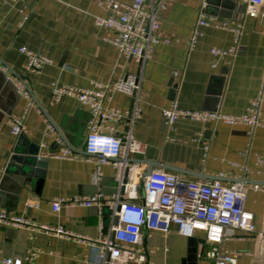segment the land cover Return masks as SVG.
I'll return each mask as SVG.
<instances>
[{"label": "crops", "instance_id": "obj_1", "mask_svg": "<svg viewBox=\"0 0 264 264\" xmlns=\"http://www.w3.org/2000/svg\"><path fill=\"white\" fill-rule=\"evenodd\" d=\"M118 1L132 3L134 0ZM159 1L154 0L155 4ZM203 1L175 0L168 5L160 14V25L161 33L171 43L157 46L153 59L144 66L120 56L104 41L113 33L95 25L94 17L108 16L96 0H26L0 5V59L26 80L56 125L78 127L85 134L83 140L74 141L81 151L77 153L78 159L52 157L64 145L33 99L34 104L30 106L20 94L21 81L0 63V210L26 217L38 225H62L86 239L83 242L66 240L41 230L0 225V259H22L23 264H98V249L87 240L106 236L115 225L110 210L104 207L64 205L58 213L52 210L55 199L91 197L97 193L111 197L117 192V172L112 160L101 166L102 177L95 184L93 174L102 157L83 153L91 118L89 108L71 97L52 103L54 82L89 88L93 83L115 82L127 74L141 75L139 105L143 113L132 132L147 149L143 156L130 159L142 161L145 173L149 163H156L160 167L154 171L175 174L190 183L219 180L225 186H232L244 180L242 184L248 189L244 207L254 214L256 228L261 229L264 191L253 188L264 187V169L256 164V156L264 155V128L188 120H179L170 128L164 125L162 110L171 103L177 102L181 109L210 111L218 104L220 92L218 111L242 115L263 91L264 118V22L245 16L246 0H205L209 16L244 23L240 53L233 65L227 67L221 63L213 69L216 59L211 50L230 48L233 35L229 31L206 28L197 47L190 49L189 41ZM23 7L24 14L20 12ZM21 47L50 58L53 64L38 74L28 75L27 57L20 53ZM220 77L226 79L225 83ZM131 105L132 98L122 94H114L105 102V106L125 113H129ZM26 112L25 133L16 137L11 134L8 120ZM111 126L112 134L118 136L130 130L127 118ZM21 136L40 147L41 157L48 159L46 168L42 169L41 184L23 185L6 174ZM244 166L250 170L245 175ZM140 194L143 197V188ZM210 247L204 232L185 237L171 226L167 234L143 231L142 242L136 250L146 256L144 264H214L205 257ZM221 249L233 253L237 264H264V237L258 234L227 229ZM36 250L40 252L39 257L26 260L28 253Z\"/></svg>", "mask_w": 264, "mask_h": 264}, {"label": "built area", "instance_id": "obj_2", "mask_svg": "<svg viewBox=\"0 0 264 264\" xmlns=\"http://www.w3.org/2000/svg\"><path fill=\"white\" fill-rule=\"evenodd\" d=\"M175 0H134L125 3L118 0H96V3L108 13L106 17H94L95 25L108 29L113 33L111 38L104 41L113 46L120 56L134 59L144 66L153 59L156 48L160 44L169 45L170 39L161 33L160 14ZM26 0H0L1 4L25 3ZM245 16L259 18L264 22V0H246ZM208 4H201L195 27L189 41L190 49L197 47L204 37L206 28L229 31L233 35V44L228 49L213 48L212 55L216 69L221 63L231 67L240 53L244 23L231 20H220L207 14ZM25 7L20 12L25 13ZM24 19L27 16L24 15ZM20 53L27 57L26 71L28 75L40 73L53 61L39 55L27 47H21ZM5 71V68H2ZM177 76L178 73L174 72ZM142 77L139 74H127L115 82L100 84L93 83L89 88L69 86L54 82L51 86L52 103H58L64 97L76 99L82 106L89 108L91 118L87 124L85 152L88 155L100 156L102 160L96 163L93 174L97 184L102 177L101 166L108 164L109 159L117 172L119 188L111 197L97 193L91 197L73 196L55 199L52 203L54 213L61 211L64 205L92 208L108 207L115 221L109 234L91 241L98 249V264H144L146 256L139 253L136 247L142 242L143 229L167 234L171 226H175L180 235L192 237L195 232H204L206 241L211 245L205 252V257L214 264H237L233 253L222 251L221 245L226 239V230L232 229L243 234H258L264 237V221L261 229L255 225L254 214L244 207L248 189L242 183L225 186L219 180L190 183L180 176L164 171H153L146 176L143 166L139 163H129L131 157L143 156L147 145L137 140L132 132L133 125L141 118L143 109L139 105V93L142 89ZM20 94L33 105L30 93L19 86ZM114 94H122L135 99L132 116L121 110L105 106ZM263 91L254 99L247 112L242 115H228L220 111H204L181 109L177 102L171 103L162 110L164 125L173 127L179 120L202 123H224L229 126H249L254 129L264 128V118L261 107ZM27 112L23 116H12L8 120L11 134L18 137L25 133ZM128 119L130 130L123 136L112 134L114 122ZM52 157L73 161L78 154L66 147ZM42 146H45L43 144ZM207 150V148H206ZM256 164L264 169V155L256 156ZM129 170L128 181L123 184L124 172ZM247 166L242 167L243 174L249 172ZM124 187L123 193L121 188ZM143 188L144 194L141 196ZM255 191H264L258 185ZM127 197L125 200L124 198ZM0 225L8 227H25L41 230L48 235L62 239L84 241L82 237L68 231L62 225H38L26 217L15 216L5 210H0ZM39 251H30L26 260L39 257ZM0 264H23L22 259H0Z\"/></svg>", "mask_w": 264, "mask_h": 264}, {"label": "water", "instance_id": "obj_3", "mask_svg": "<svg viewBox=\"0 0 264 264\" xmlns=\"http://www.w3.org/2000/svg\"><path fill=\"white\" fill-rule=\"evenodd\" d=\"M146 4H149V0H146ZM0 63L13 75L16 76L25 89L30 93L33 101L37 104L39 109L43 112L47 120L49 121L50 125L52 126L53 130L57 133L58 137L64 142L65 146L70 148L71 150L75 151L76 153L81 154V151H78L77 145L74 143V141H80L85 138L84 130L81 128H68L66 124L61 123L60 125H56L52 119L49 117L48 113L44 109V107L39 103L37 98L33 95L31 89L26 83V80L22 78L21 76L17 75L2 59H0ZM221 81L225 83L226 79L224 77H220ZM223 91V89H222ZM222 95V92L218 94L216 103L218 104L213 108L210 109V111H218V106L220 104V97ZM135 104V99L132 98V105L131 109L128 114V119L131 118L133 108ZM24 136L20 137V140L16 146V148L13 151V154L10 157L9 164L6 168V174L14 177L15 180L19 181L23 185L34 183L41 184L44 179V171L43 168H46L48 159L41 157L40 155V147L33 145L29 143L26 139L24 140ZM87 154L85 151L83 152ZM129 163H142L140 160H133L129 159ZM155 167H160L156 163H149L148 169L145 173L146 176H149L154 171ZM129 176V170H125L124 172V180L123 184H126L128 181ZM116 183H117V190L119 188V182L117 180V176L115 177ZM238 183H245L244 180H238ZM1 190V187H0ZM124 187L121 188V192L123 193ZM103 209L108 210V207H104ZM143 231H146V229H143ZM197 257V252L194 254V259Z\"/></svg>", "mask_w": 264, "mask_h": 264}]
</instances>
